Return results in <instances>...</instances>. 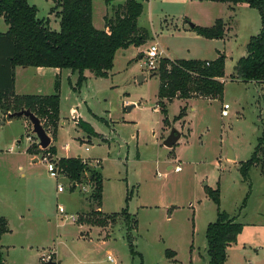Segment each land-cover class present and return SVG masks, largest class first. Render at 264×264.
Here are the masks:
<instances>
[{
  "label": "rangeland",
  "instance_id": "obj_1",
  "mask_svg": "<svg viewBox=\"0 0 264 264\" xmlns=\"http://www.w3.org/2000/svg\"><path fill=\"white\" fill-rule=\"evenodd\" d=\"M28 2L38 8L39 18H50L52 31H60V18L50 13L51 0ZM104 7L101 0L95 3V19L101 26ZM219 19L226 24L223 39H206L192 30V25L212 27ZM261 24L259 12L248 6L145 0L138 18L145 43L119 49L108 78L80 81L78 73L63 70L57 79L60 121L56 134L52 127L47 130L53 139L48 148L41 147L24 117L0 110V216L9 220L11 229L0 242L5 262L44 264L42 257L52 254L56 264H176L168 250L176 251L175 259L183 264L191 263L192 253L208 261L206 229L216 220L218 206L207 189L220 188V209L244 226L239 242L246 245L245 254L252 264H264L262 168H252L249 182L240 173L241 162L252 157L264 131V88L231 80ZM7 29L1 17L0 33ZM153 45L163 51L161 60H215L224 54L222 98H175L172 103L161 99L171 120L165 127L158 107L160 63L154 70L143 66ZM224 104L230 105L227 117L221 115ZM183 109L184 116L174 122ZM80 121L95 135L79 127ZM174 128L183 136L168 148L164 142ZM31 143L38 145V163L22 156ZM52 146L57 157L81 156L92 165L102 160V210L105 216L119 213L115 220H108L105 227L91 222L99 217L88 178L73 190L67 177L50 175L41 159ZM229 148L237 154L236 161L227 159ZM179 161L182 170L175 172ZM21 162L26 164L18 169ZM169 165L173 169L168 170ZM60 185L64 192H58ZM127 208L129 218L122 211ZM132 220L137 227H131Z\"/></svg>",
  "mask_w": 264,
  "mask_h": 264
},
{
  "label": "trees",
  "instance_id": "obj_2",
  "mask_svg": "<svg viewBox=\"0 0 264 264\" xmlns=\"http://www.w3.org/2000/svg\"><path fill=\"white\" fill-rule=\"evenodd\" d=\"M51 1L54 3L53 9L60 10L58 32L50 29L49 21L38 17V8L31 5L28 0H0V18L3 17L8 26L7 32L0 34V109L6 115H16L29 110L39 118L46 131L52 127L53 133L56 134L60 121V82H56L55 93L52 95L18 96L14 91L15 68L21 66L69 70L78 73L80 81L89 77L108 78L119 49L140 47L145 43V35L138 28V18L142 14L145 0H123V3L118 5H113L115 0H104L112 10V14H107L104 18L105 30H98L93 24L94 0ZM210 1L248 6L259 12L262 31L250 38L246 48L247 55L237 61L231 80L264 85V0ZM225 26V22L219 19L212 27L193 25L192 30L206 39L218 40L225 37ZM225 60L226 56L223 54L212 61L169 59L160 61L158 106L164 116L165 126H169L170 121L161 99L172 102L175 98L184 100L197 97L222 98L226 76ZM184 109L174 118V122L184 116ZM77 125L85 132L95 135L88 124L80 121ZM36 150L38 145L33 144L28 152L33 154ZM47 152L56 154L57 149L52 146ZM58 166L71 182L81 183L85 178L91 182L98 208L95 213L99 217L91 221L95 226L105 227L108 220H115L119 213L105 216L100 211L103 198V177L100 167L89 166L82 158L77 157H62ZM255 166H260L264 175V131L252 157L240 165L244 182H249L250 172ZM207 193L218 206L216 221L209 224L206 229L209 264H225L228 248L237 242L244 226L235 217L231 218L220 209V188L207 189ZM122 211L125 212L126 218H129L128 208ZM131 227H137V223L134 222V226ZM9 231L7 219L0 217V242ZM129 241L131 253L134 255L132 238H129ZM170 255L175 253L168 250L167 256L171 257ZM0 264H7L1 246Z\"/></svg>",
  "mask_w": 264,
  "mask_h": 264
},
{
  "label": "crops",
  "instance_id": "obj_3",
  "mask_svg": "<svg viewBox=\"0 0 264 264\" xmlns=\"http://www.w3.org/2000/svg\"><path fill=\"white\" fill-rule=\"evenodd\" d=\"M97 1H99V0H94L93 1V24H94V26H95L96 29H98V30H105V19L104 18H105V16L107 14L111 15L112 14L111 13L112 10H111V7H108L106 5V3H105L104 0H101L106 5V8L104 7V10H105V13H104V16H103L104 23H103V26H101V22H99V24H97L96 19H95V3ZM115 2H117V4H115ZM52 3H53V1H52ZM120 3H123V0H115L113 2V5H118ZM217 3H220V2H217ZM53 8H54V3H53V6L51 8L50 13L55 14L57 17L60 18V15H59V11L60 10H54ZM42 19L49 21L50 18H42ZM262 28H263V25L261 24V31H262ZM7 30L5 32H1L0 34L6 33ZM196 60H198V59H196ZM203 61H212V60L211 59H207V60H203ZM62 72H63V70L56 69V68H46V67H21V66H17L15 68V90H14L15 91V94L18 95V96H28V95L48 96V95H52V94L55 93V84L57 82V79L60 78V76L62 75ZM21 76H22V79H21ZM141 79H145V78L142 77ZM253 84H255V83H253ZM255 85H257V84H255ZM259 86H263V88H264V85H259ZM263 88H262V90H263ZM263 96H264V94H263ZM158 101H159V98H158ZM172 102H174V100ZM172 102H170V103H172ZM128 107H130V108H128L130 110V109H132L134 107V105H131V106H128ZM167 111H168V109H167ZM21 117H23V116H21ZM75 117H77V116H75ZM24 118L26 119V123H27L28 128H31L32 127V129H33V125L30 122V120L27 117H25V116H24ZM168 119H169V117H168ZM169 121L171 123V120L170 119H169ZM179 133H180V138L177 141V143L181 140V138L183 136V132H179ZM47 135L50 137L51 142H52L53 139L51 138V136L49 134H47ZM104 141H108V139L107 140L105 139ZM16 142H18L17 139H16ZM31 146H32V143L27 148V150L23 152V155L22 156H25L26 157V160L25 161L28 160L29 162L38 163L39 162V156H37L35 153L31 154V153L28 152V150H29V148ZM67 147H69V146L67 145L66 148ZM58 153H59V151H58ZM173 156L175 158H177V155L175 153H173ZM229 156H230V154L227 157L228 160H229ZM234 156H235V159L234 160L236 161L238 159V156H237V154L235 152H234ZM59 157L60 158H62V157L72 158L73 156H70V155L69 156L68 155H66V156H60L59 155ZM78 157H81V156H78ZM16 159L18 160V158H16ZM97 160H99V159H97ZM100 161H101V164H102V160H100ZM22 162L18 164V169H23V165L22 164H26V162L25 163H22ZM180 163H181V161H179V163L176 166H179ZM167 169L170 170V169H173V167L171 165H169L167 167ZM205 185L207 186V182L205 183ZM100 211L103 212L102 207L100 208ZM0 217H4V216H0ZM4 218H6V217H4ZM7 221H8V226H9V220L7 219ZM211 223H213V222H210L209 224H211ZM250 225L255 226L256 223L252 222V223H250ZM9 229H10V227H9ZM9 232H11V229H10ZM239 236H238L237 242L235 244H233L231 247L228 248V251H227V261H226L225 264H252L251 259L245 254L246 245L243 242H239ZM192 249H193V245H192V248H191V252H194V251H192ZM173 252L175 253V255H170L171 256V260L173 262L176 261V264H183L182 262H180V261H178V260L175 259L176 255H177V252L176 251H173ZM197 262H199V264H202V263L209 264V260L208 261L205 260V257L201 256L199 253H192V259H191V263L190 264H197Z\"/></svg>",
  "mask_w": 264,
  "mask_h": 264
},
{
  "label": "built area",
  "instance_id": "obj_4",
  "mask_svg": "<svg viewBox=\"0 0 264 264\" xmlns=\"http://www.w3.org/2000/svg\"><path fill=\"white\" fill-rule=\"evenodd\" d=\"M162 53L163 51H159V48L157 45H153L151 46L147 52H146V56L143 58V66L149 68V69H156L159 67V63L161 61V57H162ZM229 109H230V105L229 104H224L222 106V110H221V115L222 117H227L229 115ZM68 148V147H67ZM86 150L88 151L89 148L86 147ZM81 158V157H80ZM83 159V158H82ZM46 164H47V168H48V172L50 173V175L54 178L58 177L59 175H63L66 177V175L63 173V171L59 168L58 166V162L60 160V157H57L56 154H52L51 152H47L46 154H44L42 156V159ZM84 163L88 164L89 166H93L96 168H99L101 165V161L100 160H95V163L92 165L90 164V162L87 159H83ZM182 170V167L176 166L174 168L175 172H180ZM79 183H75V182H71V188H75L78 186ZM65 188L60 185L58 186V192H64ZM60 213H64L65 210L62 206H60L58 208ZM52 254L47 255V256H43L42 257V262L44 264H50L52 262H54L53 258H52ZM55 263V262H54Z\"/></svg>",
  "mask_w": 264,
  "mask_h": 264
},
{
  "label": "water",
  "instance_id": "obj_5",
  "mask_svg": "<svg viewBox=\"0 0 264 264\" xmlns=\"http://www.w3.org/2000/svg\"><path fill=\"white\" fill-rule=\"evenodd\" d=\"M192 27H193V25H192ZM128 108H130V107H128ZM15 116L27 117L33 125V131L37 135V137L40 141L41 147L43 149L48 148V146L51 144V139L47 135L46 130L44 129L43 125L41 124V121L39 120V118L37 116H35V114H33L29 110H24V111H21L20 113L16 114ZM179 138H180V133L177 131V129L174 128V129H172L168 138L165 140L164 145L168 148H173L175 146V144L177 143V141L179 140ZM229 150H230L229 158L235 159L233 150L231 148H229ZM78 158H80V157H78ZM50 264H56V263L52 262Z\"/></svg>",
  "mask_w": 264,
  "mask_h": 264
}]
</instances>
